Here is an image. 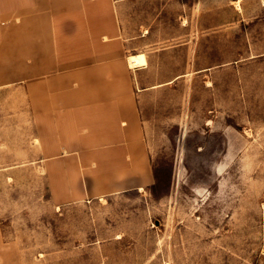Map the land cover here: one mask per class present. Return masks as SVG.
Masks as SVG:
<instances>
[{
  "label": "rangeland",
  "instance_id": "obj_1",
  "mask_svg": "<svg viewBox=\"0 0 264 264\" xmlns=\"http://www.w3.org/2000/svg\"><path fill=\"white\" fill-rule=\"evenodd\" d=\"M124 11L148 55L138 139L53 124L40 84L0 86V264H264V0Z\"/></svg>",
  "mask_w": 264,
  "mask_h": 264
},
{
  "label": "crops",
  "instance_id": "obj_2",
  "mask_svg": "<svg viewBox=\"0 0 264 264\" xmlns=\"http://www.w3.org/2000/svg\"><path fill=\"white\" fill-rule=\"evenodd\" d=\"M129 1L0 0V86L13 75L27 88L40 84L47 100L36 108L53 124L100 125L94 132L105 141L138 139L134 80L148 55L124 20ZM13 45L23 49L19 71L12 67ZM140 53L146 62L132 66L130 56ZM65 130L72 131L58 129Z\"/></svg>",
  "mask_w": 264,
  "mask_h": 264
}]
</instances>
